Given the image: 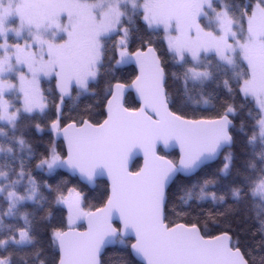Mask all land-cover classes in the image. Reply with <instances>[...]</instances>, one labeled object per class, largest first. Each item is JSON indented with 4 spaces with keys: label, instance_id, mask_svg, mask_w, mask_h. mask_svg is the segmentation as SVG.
<instances>
[{
    "label": "snow or ice",
    "instance_id": "1",
    "mask_svg": "<svg viewBox=\"0 0 264 264\" xmlns=\"http://www.w3.org/2000/svg\"><path fill=\"white\" fill-rule=\"evenodd\" d=\"M0 264H264V0H0Z\"/></svg>",
    "mask_w": 264,
    "mask_h": 264
},
{
    "label": "water",
    "instance_id": "2",
    "mask_svg": "<svg viewBox=\"0 0 264 264\" xmlns=\"http://www.w3.org/2000/svg\"><path fill=\"white\" fill-rule=\"evenodd\" d=\"M163 151V150H162ZM170 151V153L171 152H175V151H178V149H176L175 147H173L171 150H169ZM165 153V152H164ZM170 153H165V154H170Z\"/></svg>",
    "mask_w": 264,
    "mask_h": 264
},
{
    "label": "trees",
    "instance_id": "3",
    "mask_svg": "<svg viewBox=\"0 0 264 264\" xmlns=\"http://www.w3.org/2000/svg\"><path fill=\"white\" fill-rule=\"evenodd\" d=\"M176 152V151H175ZM162 154H165L163 151H162ZM142 162V161H141Z\"/></svg>",
    "mask_w": 264,
    "mask_h": 264
}]
</instances>
